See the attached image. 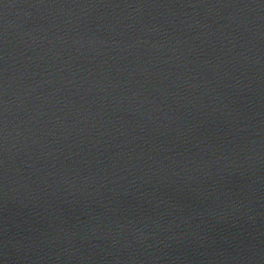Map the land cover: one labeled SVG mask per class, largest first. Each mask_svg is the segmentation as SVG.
I'll list each match as a JSON object with an SVG mask.
<instances>
[{
    "label": "water",
    "instance_id": "obj_1",
    "mask_svg": "<svg viewBox=\"0 0 264 264\" xmlns=\"http://www.w3.org/2000/svg\"><path fill=\"white\" fill-rule=\"evenodd\" d=\"M0 264H264V0H0Z\"/></svg>",
    "mask_w": 264,
    "mask_h": 264
}]
</instances>
